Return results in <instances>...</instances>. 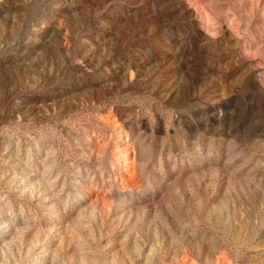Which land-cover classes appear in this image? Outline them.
Listing matches in <instances>:
<instances>
[{
  "label": "rangeland",
  "instance_id": "rangeland-1",
  "mask_svg": "<svg viewBox=\"0 0 264 264\" xmlns=\"http://www.w3.org/2000/svg\"><path fill=\"white\" fill-rule=\"evenodd\" d=\"M0 264H264V0H0Z\"/></svg>",
  "mask_w": 264,
  "mask_h": 264
}]
</instances>
